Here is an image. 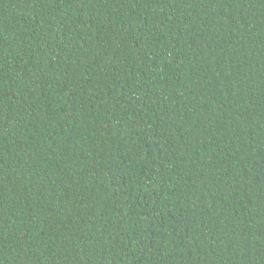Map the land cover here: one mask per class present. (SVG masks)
<instances>
[{
  "label": "trees",
  "instance_id": "obj_1",
  "mask_svg": "<svg viewBox=\"0 0 264 264\" xmlns=\"http://www.w3.org/2000/svg\"><path fill=\"white\" fill-rule=\"evenodd\" d=\"M0 264H264V0H0Z\"/></svg>",
  "mask_w": 264,
  "mask_h": 264
}]
</instances>
